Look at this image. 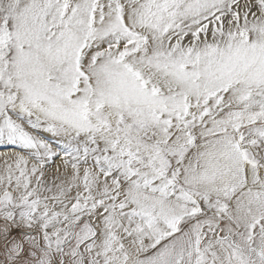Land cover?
<instances>
[{
  "label": "snow or ice",
  "instance_id": "1",
  "mask_svg": "<svg viewBox=\"0 0 264 264\" xmlns=\"http://www.w3.org/2000/svg\"><path fill=\"white\" fill-rule=\"evenodd\" d=\"M0 264H264V0H0Z\"/></svg>",
  "mask_w": 264,
  "mask_h": 264
}]
</instances>
